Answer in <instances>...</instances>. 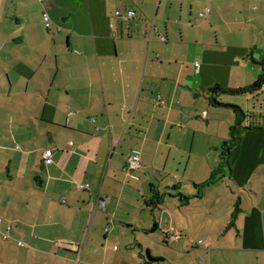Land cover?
<instances>
[{
  "label": "crops",
  "instance_id": "0c3cea01",
  "mask_svg": "<svg viewBox=\"0 0 264 264\" xmlns=\"http://www.w3.org/2000/svg\"><path fill=\"white\" fill-rule=\"evenodd\" d=\"M251 57L264 58V0H0V264H264V86L238 96L261 128L231 166L214 153L227 135L211 119L192 126L208 89L258 80ZM199 132L210 134L204 175L186 195L179 154Z\"/></svg>",
  "mask_w": 264,
  "mask_h": 264
},
{
  "label": "rangeland",
  "instance_id": "374dc122",
  "mask_svg": "<svg viewBox=\"0 0 264 264\" xmlns=\"http://www.w3.org/2000/svg\"><path fill=\"white\" fill-rule=\"evenodd\" d=\"M233 99H227V101L225 100V98H222V100L224 99V101L220 100V103L224 104V105H229V106H224V107H220V108H214L212 109L213 112L211 114V116H207L204 113V110L202 109L203 106H206L208 103H205L204 100H194L192 101L199 110H197L196 116H192V126H204L207 124L206 120L211 119V122L213 123L212 125L217 128L218 132L216 133V135H220V134H226L227 139H230V129H229V125L231 126H235L236 125V119H237V115L234 111L233 108H231L230 106H236L239 108H242L244 111L247 110V105H246V101L241 100L242 97H232ZM260 101L261 103H258V107L260 110V105L264 104V96L260 97ZM256 103V100H251L250 99V105L253 107V104ZM195 115V114H194ZM206 119V120H205ZM192 127V128H193ZM209 131V129L207 130ZM212 135H215V133H213ZM210 138V134H206V133H200L198 134V143L197 145H195L194 150L190 149V141L187 143V145L185 147H187V151L185 154H179V159L181 160V162L183 163L181 167V175L179 178V181H177L176 183H180L181 182V190L182 193H185L186 195H191V192L193 190V186H192V179L191 177H193L195 174L197 175L198 172L200 175H204V170L202 169V166L200 163L198 162H202L203 159L205 158V154H203V150L202 147L204 148L205 145L207 144V141ZM222 142V141H220ZM220 142L218 143V146L220 147ZM225 142V141H223ZM193 146V145H192ZM192 153V156H191ZM214 153H216V155L221 158V151H215ZM234 153V151L232 152V154ZM200 155H203L204 157L200 158ZM190 160V165H189V170H188V176L184 179V170L186 167V162H189ZM219 172V170H218ZM227 172L230 173L229 168L227 169ZM151 176L153 177L154 183L156 186H158V184L160 185V182L162 181L163 177L160 176H156L155 175V171L151 172ZM211 176L205 180L203 183H206L210 180ZM140 180V179H139ZM170 181V178L167 177L165 178V180L163 181V183L166 185V183H168ZM173 182H175L174 179H172ZM169 185V184H168ZM160 187V186H159ZM167 187V186H166ZM164 187L162 189H160L161 191H164L165 196H166V200L171 199L172 197L170 196L169 193L175 192L176 191L172 188L169 187ZM195 190V189H194ZM179 193V192H177Z\"/></svg>",
  "mask_w": 264,
  "mask_h": 264
},
{
  "label": "trees",
  "instance_id": "16d2710c",
  "mask_svg": "<svg viewBox=\"0 0 264 264\" xmlns=\"http://www.w3.org/2000/svg\"><path fill=\"white\" fill-rule=\"evenodd\" d=\"M251 60L253 63L259 65L262 68V74L259 76L258 80L252 86H249L246 88L230 89V88H223L219 84L215 85L214 87L207 90V93H208L207 101L210 107L216 108L220 106H229V105H224L220 103V98L224 96H229V97L244 96L249 93L253 94L255 92H259L263 88L264 86V58L260 61H257L251 57ZM230 107L234 109L237 115L236 125L230 127V135H231L230 139L228 141L223 142L221 146L222 162L224 164H228L229 166H231V152L242 141L244 133L247 130L261 128V126H257L256 124H253L251 120L253 119V117L250 116V114L243 112L241 108L239 107H236V106H230ZM216 175H217V171H214L213 175L211 176L208 182L200 184V185H195V187L198 189V191L206 188L207 186L213 184L217 180V178L215 177ZM162 199H163V196H160L158 195V193H156L152 201V205L156 207L157 205L161 203ZM239 211H240L239 204L237 203L235 205V208L232 214L230 226H233L235 224V220L237 218ZM149 259L150 261H156L150 256H149Z\"/></svg>",
  "mask_w": 264,
  "mask_h": 264
},
{
  "label": "built area",
  "instance_id": "2783aa9c",
  "mask_svg": "<svg viewBox=\"0 0 264 264\" xmlns=\"http://www.w3.org/2000/svg\"><path fill=\"white\" fill-rule=\"evenodd\" d=\"M210 10H207L204 13H201L200 16L204 17L207 13H209ZM115 16L118 18H121L123 21H130L136 18V12L134 10H127L126 12H122V11H116ZM43 21L45 24V27L47 30H52L53 28V22H52V18L50 16L49 13H44L43 14ZM161 40L163 42L167 41V38L165 36H161ZM263 121H264V114L261 115L260 117ZM253 124H256L253 122ZM52 150H47L44 154V158H43V164L44 166H48L51 163V157H52ZM142 166V160L141 157L138 153H135L131 156L128 157V162H127V166H126V173L128 177H132L131 173L138 170L140 167ZM135 180L140 181L138 178H133ZM81 189H88L89 186L88 185H80ZM109 203V199L106 198L103 193L100 191L96 202H95V210H102V211H106L107 205ZM2 223V218H0V225ZM106 231H109V227L106 229ZM5 239H8L9 236L5 235L4 236Z\"/></svg>",
  "mask_w": 264,
  "mask_h": 264
}]
</instances>
